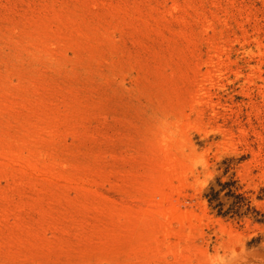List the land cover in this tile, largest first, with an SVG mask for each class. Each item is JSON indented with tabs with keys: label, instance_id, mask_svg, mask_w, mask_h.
<instances>
[{
	"label": "rangeland",
	"instance_id": "rangeland-1",
	"mask_svg": "<svg viewBox=\"0 0 264 264\" xmlns=\"http://www.w3.org/2000/svg\"><path fill=\"white\" fill-rule=\"evenodd\" d=\"M0 264H264V0H0Z\"/></svg>",
	"mask_w": 264,
	"mask_h": 264
},
{
	"label": "bare ground",
	"instance_id": "bare-ground-1",
	"mask_svg": "<svg viewBox=\"0 0 264 264\" xmlns=\"http://www.w3.org/2000/svg\"><path fill=\"white\" fill-rule=\"evenodd\" d=\"M11 156L17 158V159H23V155L22 153L18 150V151H14V152H11L10 154Z\"/></svg>",
	"mask_w": 264,
	"mask_h": 264
},
{
	"label": "clouds",
	"instance_id": "clouds-1",
	"mask_svg": "<svg viewBox=\"0 0 264 264\" xmlns=\"http://www.w3.org/2000/svg\"><path fill=\"white\" fill-rule=\"evenodd\" d=\"M249 51H251V50H249Z\"/></svg>",
	"mask_w": 264,
	"mask_h": 264
}]
</instances>
